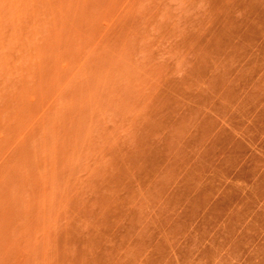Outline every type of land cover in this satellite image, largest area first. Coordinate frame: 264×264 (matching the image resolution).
I'll list each match as a JSON object with an SVG mask.
<instances>
[{
    "label": "rangeland",
    "instance_id": "obj_1",
    "mask_svg": "<svg viewBox=\"0 0 264 264\" xmlns=\"http://www.w3.org/2000/svg\"><path fill=\"white\" fill-rule=\"evenodd\" d=\"M0 264H264V0H0Z\"/></svg>",
    "mask_w": 264,
    "mask_h": 264
}]
</instances>
